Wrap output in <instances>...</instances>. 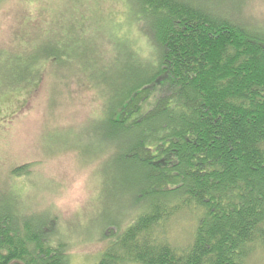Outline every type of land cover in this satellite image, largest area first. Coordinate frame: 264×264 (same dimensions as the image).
<instances>
[{
    "label": "trees",
    "instance_id": "16d2710c",
    "mask_svg": "<svg viewBox=\"0 0 264 264\" xmlns=\"http://www.w3.org/2000/svg\"><path fill=\"white\" fill-rule=\"evenodd\" d=\"M123 3L129 27L109 34L110 54L63 76L100 101L81 153L98 162V201L120 203L95 264H249L264 252V29L207 0ZM21 207L0 200V264H70L57 221ZM179 219L195 222L181 248L169 240Z\"/></svg>",
    "mask_w": 264,
    "mask_h": 264
},
{
    "label": "rangeland",
    "instance_id": "374dc122",
    "mask_svg": "<svg viewBox=\"0 0 264 264\" xmlns=\"http://www.w3.org/2000/svg\"><path fill=\"white\" fill-rule=\"evenodd\" d=\"M207 1L264 29V0ZM82 16H91L86 28L75 23ZM127 27L123 0H0V200L11 195L27 214L48 212L69 246L70 264L99 260L100 232L115 219L111 204L120 203L98 201V162L81 153L91 146L83 132L100 101L74 72L63 76L80 56L110 54L109 34L122 37ZM116 59L112 68L119 71L125 62ZM22 167L24 175L13 174ZM194 226L172 221L173 246H184ZM249 264H264V252Z\"/></svg>",
    "mask_w": 264,
    "mask_h": 264
}]
</instances>
